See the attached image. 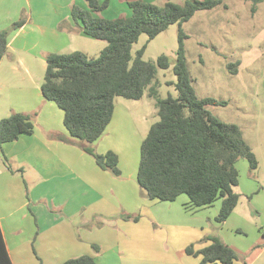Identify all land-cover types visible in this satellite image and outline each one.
Instances as JSON below:
<instances>
[{"label": "trees", "instance_id": "1", "mask_svg": "<svg viewBox=\"0 0 264 264\" xmlns=\"http://www.w3.org/2000/svg\"><path fill=\"white\" fill-rule=\"evenodd\" d=\"M87 9L72 5V15L81 23L83 33L105 40L107 45L97 57L75 50L52 52L46 58V72L41 90L44 97L64 111V124L70 137L60 139L76 143L91 154L98 165L121 175L119 156L113 150L100 153L95 142L112 122L116 97L139 100L145 91L157 97L153 84L157 66L143 59L145 47L132 57V46L143 33L155 38L171 24L180 25L202 9H212L222 0H187L184 4L167 1L157 5L146 0H129L132 13L128 17L104 18L97 13L109 6V0H85ZM254 4L264 0H245ZM25 19L0 31V61L8 52V38L22 27ZM179 48L174 72L178 77V97L157 98L159 120L152 123L141 144L137 181L153 200L175 201L187 194L188 206L203 208L221 200L216 221L224 223L236 208L240 195L237 162L245 158L252 172L259 166L258 158L246 141L239 125L223 121L209 105L227 104L214 97H199L188 68L184 39L179 32ZM158 66L169 68L167 55L158 58ZM240 61L230 62L232 73L238 72ZM33 115L13 112L0 119V144L17 140L22 133L34 132ZM125 218L132 217L127 214ZM138 220L139 216H133ZM208 245L187 246L186 252L200 257V264H235L237 251L218 235L205 237ZM98 249V246H94ZM0 264H13L0 226ZM63 264H98L92 255H81Z\"/></svg>", "mask_w": 264, "mask_h": 264}, {"label": "crops", "instance_id": "2", "mask_svg": "<svg viewBox=\"0 0 264 264\" xmlns=\"http://www.w3.org/2000/svg\"><path fill=\"white\" fill-rule=\"evenodd\" d=\"M115 1L127 5L124 11L130 16L127 0ZM73 4L89 8L85 0H0V31L25 19L10 33L8 52L0 61V103L8 92L3 101L8 114L33 115L35 125L33 133L0 144V226L13 264H63L81 255H92L98 264H140L137 256L146 264L158 246L142 228L146 200L135 179L137 153H122L108 144L110 133L124 121L128 126L129 113H119L115 104L112 122L94 144L100 153L118 154L123 174L119 180L81 146L60 139L70 137L64 111L46 99L41 88L8 85L21 66L33 79L31 62H46L52 52H68L77 36L85 37L72 15ZM97 15L112 17L107 9ZM127 214L139 219L125 218ZM184 253L193 256L186 249Z\"/></svg>", "mask_w": 264, "mask_h": 264}, {"label": "rangeland", "instance_id": "3", "mask_svg": "<svg viewBox=\"0 0 264 264\" xmlns=\"http://www.w3.org/2000/svg\"><path fill=\"white\" fill-rule=\"evenodd\" d=\"M146 1L161 6L167 1L184 4L187 0ZM126 8L127 5L122 7L113 0L106 9L112 19L128 17L124 11ZM180 29L186 34L185 53L197 95L227 102L209 105L208 109L223 121L240 126L258 158L259 166L252 172L247 159L238 161L240 177L235 191L240 198L224 223L215 219L221 200L204 210L192 211L186 209L188 202L184 199L189 200L187 194L180 195L175 201H162L150 199L143 191L146 201L142 205V228L149 231V241L155 238L151 243L158 246L154 255L146 258V264H200V257L186 255L184 250L191 244L195 248L208 245L209 241L205 239L208 235H218L233 247L238 253L237 264H264V1L254 4L245 0H222L212 9L197 11L181 25L171 24L153 39L145 33L140 35L132 46V57L135 58L138 51L145 47L143 59L157 66L153 84L158 94L151 97L147 89L139 100L116 97L118 112L129 113L131 120L128 126L124 121L115 134L110 133L108 144L122 153L136 150L135 167L140 163L142 141L152 123L159 120L157 98L178 97V77L173 68L177 60ZM106 45L104 40L77 36L66 51L81 50L90 57H97ZM161 55L168 56L169 68L158 66ZM237 60L240 61L238 72L232 73L228 64ZM31 66L33 79L21 66L8 85L40 89L46 62H31ZM7 96L8 92H5L3 101ZM3 101L0 103V117L9 116ZM2 158L3 155L0 162ZM131 171L127 170L126 174L129 176ZM122 177L123 174L117 178L121 180ZM197 212L199 214H194ZM135 258L144 264L142 261L145 259Z\"/></svg>", "mask_w": 264, "mask_h": 264}, {"label": "built area", "instance_id": "4", "mask_svg": "<svg viewBox=\"0 0 264 264\" xmlns=\"http://www.w3.org/2000/svg\"><path fill=\"white\" fill-rule=\"evenodd\" d=\"M262 230H263V232H264V227H263V229H262Z\"/></svg>", "mask_w": 264, "mask_h": 264}]
</instances>
